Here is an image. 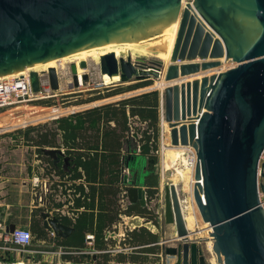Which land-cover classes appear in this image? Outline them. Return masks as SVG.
Instances as JSON below:
<instances>
[{"label": "water", "instance_id": "95a60500", "mask_svg": "<svg viewBox=\"0 0 264 264\" xmlns=\"http://www.w3.org/2000/svg\"><path fill=\"white\" fill-rule=\"evenodd\" d=\"M180 1L0 0V74L118 42H145L155 52L167 43L178 15L163 74V81H176L159 95L170 145H189L194 151L192 198L210 229L216 261L264 264V210L258 198V192L264 193V160L257 171L264 149V0H191L182 8ZM220 59L233 65L198 75L218 67ZM98 68L100 74H117L119 83H127L131 78L149 80L148 75L157 78L160 65L106 53ZM70 71L77 85L73 65ZM46 75L50 89L56 90L54 69L48 68ZM28 77L36 92L37 74L31 71ZM41 152L53 165L59 157L66 165L59 149ZM127 183L128 202L143 207L142 185ZM178 197L171 183L163 187V221L174 226L171 239L176 243L162 246L169 238L157 240L161 253L173 256V264H205L196 242L187 239ZM39 215L42 227L55 236L72 230L48 212ZM13 228L7 224L4 231Z\"/></svg>", "mask_w": 264, "mask_h": 264}, {"label": "trees", "instance_id": "16d2710c", "mask_svg": "<svg viewBox=\"0 0 264 264\" xmlns=\"http://www.w3.org/2000/svg\"><path fill=\"white\" fill-rule=\"evenodd\" d=\"M148 83H118L113 88L104 87L103 91L93 89V96L81 99L71 100L66 95L64 107L76 105L73 112L56 116L65 111L57 108L53 113L31 117L25 122H38L52 117L49 121L29 124L17 131L23 143L34 146L35 157L44 164L43 174L52 172L62 178V181H69L74 192L78 193L70 207L75 214L73 220L60 216L61 222L72 228L65 239L58 241L63 246L62 257L71 262H76L77 259L69 252L82 246L85 232L93 234V247L102 251L98 254L100 259L93 264H105L113 259L131 264L156 262L157 237L146 227L126 229L118 243L111 237H105L106 232L115 231L121 214L145 217L152 215L137 202L123 209L117 203L121 165L127 167L132 182H136L138 175L145 171L147 175L144 176L142 186L148 197H153L156 193L157 178L151 173V167L156 160L158 92H134ZM146 88L155 89L153 84ZM51 100L37 99L29 103L47 107L53 105ZM85 103L89 104L78 106ZM135 120L145 124L139 130L137 139L130 137L135 133L136 127L132 130L130 125ZM130 131L132 133L129 135ZM45 147L61 148L66 165L63 166L59 161L53 165L52 159L41 152ZM135 148H138L136 154ZM148 160L152 162L149 163ZM77 179L81 181L74 183ZM40 210L41 207H38L34 213ZM30 230L35 237H41L44 233L36 221L31 223ZM103 236L106 239L103 240ZM115 247L128 248L129 251L109 254L108 250ZM6 257L7 253L0 250V258Z\"/></svg>", "mask_w": 264, "mask_h": 264}, {"label": "rangeland", "instance_id": "374dc122", "mask_svg": "<svg viewBox=\"0 0 264 264\" xmlns=\"http://www.w3.org/2000/svg\"><path fill=\"white\" fill-rule=\"evenodd\" d=\"M136 59H142L145 62H149L150 60H155V61L158 60L154 58V56L153 57H142V58L132 57L130 60L134 62L136 61ZM98 63L95 64L93 61L88 59L87 62L84 64L85 70L79 68V64H76V63L72 64L73 66L76 67L78 75L79 74L86 75V79L82 81L80 86L72 84V77H71V71H70L71 64L70 63L59 64V66H57L55 70L57 84L59 87L57 96L45 98V99H52L51 103H53V105L46 107V106L34 105L28 102V103L18 104L16 109H14V107L0 108V125L10 126L13 123L18 124L21 121L25 122L27 121V119H30L31 117L43 116L46 114L53 113L54 110L57 108L62 109V110L68 109L70 106L64 107V105H66V100L64 99V96L66 95H68L69 96L68 98L71 100H74V98L81 99V98L93 96L94 95L92 94L93 89H98V91H103L104 87L113 88V86L117 85L119 82L117 81L115 83L114 82L109 83L107 79L104 76H102V74L99 73ZM148 76H149L148 78L149 80H145L149 82L147 86H150L152 84L155 86L157 83L155 78L151 75H148ZM39 78L43 81L46 80L47 79L46 73L40 74ZM135 82L136 81H134V78H131L130 81L127 83H135ZM127 83H119V84H127ZM147 86L142 87V88H137V90L135 89L136 91L134 92L140 93L143 91V89H146V91L156 90L158 92L157 149L155 151L156 160L151 167V173L155 174L157 178V185H156L157 194L150 200L147 199L146 206L145 205L143 206L146 211H150L151 214L154 215V219L149 220L147 223V221L144 222V220L140 219V216L138 215H134L136 218L135 217L125 218L124 215H122V220L125 222L126 227L128 226L130 228L132 226V225L130 226V224H133L135 226V225H138V223H140L142 225H138V226L146 227L149 230L151 229L150 231H153L154 233H156L157 238L163 239V238L169 237V235H172L174 231V226L172 224H165L163 221V201H162L163 187L169 183L175 186L177 195L179 196L178 198L180 199L181 206L186 205V200L192 195L191 192H192V186L194 183L193 174H192L193 165H194V161L192 160H193L194 154L191 148H189L188 150L190 152H186V153L184 152L186 158L189 160L190 168H187L188 170L186 169L187 172H186V178H185L184 184L181 186L176 185V184L174 185L173 182L171 181V175L173 171L175 169L182 170V168L184 167L182 166V164L174 165L171 163V156H172V153L175 151H174V147H172V145H170V142H168L169 137L166 138V133L163 132L162 134V128H163L162 125L165 122L163 121V117L161 118L163 111H162V105L160 108V104H159L160 90L153 89V88H146ZM87 104L89 103L81 104L78 106L82 107V106H86ZM75 106L76 105H74L73 107ZM160 111H161V115H160ZM49 120H50L49 118H46L39 122H32L31 124L41 123L45 121L47 122ZM130 125L133 127L131 128L132 130L134 129V127H136V129H134L135 131L134 135L130 137L137 139L139 135V130L141 131L145 127V124L139 123L138 121L135 120ZM20 129L22 128L15 129V130L13 129L9 131L8 130L5 131L3 129L4 131L0 133V159H5L6 161L15 162V160H17L18 157L20 158L22 156L23 160H25L27 157H30V153L28 150H24V149L19 148L20 146L16 147L15 145H13V143H23L20 138L21 137L20 134L17 132ZM164 138H166V140H164ZM14 148H17V152L13 151ZM137 151H138V148H135V154L137 153ZM179 152L183 153V151H179ZM137 162H138V158H137ZM3 171L6 173L14 172V171L19 172L18 170H15L12 165L4 168ZM23 172H25V169H23ZM23 172L22 174H24ZM127 173H128V177H130L129 171ZM145 175H147L145 171L141 172L138 175V180L136 182L139 183L140 185H143V179ZM158 192H159V196H158ZM261 200H264V193L261 197ZM17 214L20 216L22 215V213H17ZM204 224L205 223L201 221V218L196 209L195 222H194V226L192 230H195L197 232H199L198 230H201L202 236L200 235L197 237L196 235L195 236L193 235V237H191V239L189 240H192V238L196 239V244L201 250L205 264H219L216 261L215 255L211 250V238L209 237L210 229H208L207 227H204ZM121 228H122V225L118 227V229H121ZM110 235L112 239H114L115 242L118 243V241L120 240V237H118L114 233H110ZM175 243H176L175 241H166L162 244V246L163 245L164 246H174ZM116 248L117 247H115L114 249ZM128 251L129 250L126 249V253ZM156 252H157L156 262L154 264H173L174 257L161 253L160 245H157ZM51 261H55V259L52 257ZM70 264H74V263H70Z\"/></svg>", "mask_w": 264, "mask_h": 264}, {"label": "built area", "instance_id": "2783aa9c", "mask_svg": "<svg viewBox=\"0 0 264 264\" xmlns=\"http://www.w3.org/2000/svg\"><path fill=\"white\" fill-rule=\"evenodd\" d=\"M185 4L190 5L191 0H181L180 1V7L181 8L184 7ZM37 79H38V90L36 92H32L30 89L28 74H22V75L0 78V108L14 107V109H16L17 105L21 104V103H28V102H31V101H34L37 99H45V98L57 96L59 87L56 90H51L49 87L48 79L43 81L39 78V76H37ZM143 91H146V89H143ZM159 104H160V108H161L160 100H159ZM74 110H75L74 107H70V109L68 111H67V109H65V111L58 113L56 116H58L59 114L66 115V114L73 112ZM160 115H161V111H160ZM56 116H53V117H56ZM48 118L50 119L52 117H48ZM161 118H162V116H161ZM39 121H41V120H39ZM31 123L32 122H22L21 121L18 124L13 123L10 126L0 125V133L4 130L9 131V130H13V129L15 130V129L23 128V127H25ZM131 133H132V131H130L129 135ZM187 146H189V145H187ZM189 147H191V146H189ZM191 150L194 154V151L192 148H191ZM189 156H190V154H189ZM263 160H264V149L262 150V152L259 156V159H258L257 171H258L259 163ZM192 161H194V164H195V154L193 155ZM38 163L40 164L42 173L39 176H35L31 179V183H32L31 196L35 200V203L38 205V207L40 206V207H44V208H45V205H49L51 207V211L54 215H56L58 217L64 216V217H67V218L73 220V218L75 217V214L73 213V211L70 210V207L73 204V198L76 197L78 195V193L74 192L72 186H70L71 183L69 181H67V182L62 181V178L58 177L57 175H55L52 172L47 173V174H43L44 164L41 163L39 160H38ZM193 168H194V165H193ZM127 172H128L127 167L125 165H121V169H120V190L117 193V203H118L120 209H123L127 205H130V203L127 200L126 191H125V188L128 186L127 182H128V180H130ZM192 174H193V171H192ZM63 178H65V177H63ZM79 181H81V179L75 180L74 183H77ZM198 182H200V181H198ZM142 187L143 186H140V189H141L142 194H143L142 197L144 199V205L146 206L147 199L150 200L151 198H153L157 194V191L153 197H148L145 187H143V188ZM262 195H263V193L258 192L259 202L261 204L262 209L264 210V200H261ZM158 196H159V192H158ZM178 203L180 204L179 200H178ZM185 206H183V208H185ZM179 209H180V205H179ZM147 210H149V209H147ZM122 215L123 214L119 215V222H117V224L115 225V231L106 232V234H108V236L111 237L110 233H114L115 235H117L121 239L123 237L126 229L129 230V229H132L133 227H136V225L135 226L130 225L131 228L128 226L126 227L125 222L122 220ZM124 217L125 218H132L133 217L134 218L135 216L134 215H129V216L124 215ZM140 219L144 220V222L147 221V223H148L149 220L154 219V215H151L148 217L140 216ZM120 225H122V228L118 229V227ZM116 226H117V228H116ZM4 228H5V224L0 222V250L7 253L6 258H0V264H41L39 261H37L35 259L34 254L39 253V252L40 253L41 252L42 253L50 252V250H37V249L30 247L32 236L30 234V231L27 228L15 226L11 232H5ZM196 229H198V228H196ZM48 234L50 235V237L54 236V233L51 230H48ZM190 234L191 233L189 232V235ZM173 236H174V231H173L172 235H169V237H167V238H169L168 241H175V240L171 239V238H173ZM159 239H162V238H158V240ZM187 239L188 240L191 239V238H188V231H187ZM84 240H85L86 245L89 246L91 244V242L93 241V234L92 233H86L84 235ZM192 240H194L196 242L195 238H192ZM155 244L161 245L157 241L155 242ZM123 249H127V248L117 247L116 249H111V251L114 250V251L119 252ZM56 252H58V254H59V252H62V251L58 250ZM92 252L93 253H100L102 251L94 250ZM50 253H53V252H50ZM55 264H70V263H68V262L59 263L58 262ZM75 264H86V263H84V261H82V262L75 263Z\"/></svg>", "mask_w": 264, "mask_h": 264}, {"label": "crops", "instance_id": "0c3cea01", "mask_svg": "<svg viewBox=\"0 0 264 264\" xmlns=\"http://www.w3.org/2000/svg\"><path fill=\"white\" fill-rule=\"evenodd\" d=\"M156 85H158V83H156ZM162 127H163L162 134L163 132H165L166 138H168V130L166 129V124L163 123ZM166 138H164V140H166ZM13 145H15L16 147L20 146L19 148L28 150L30 153V157H27L25 160H23L22 156L20 158L18 157V159L16 158L17 160H15V162L6 161L5 159H0V222L4 223L5 226L7 224H13L14 227L19 226V227L27 228L32 236L31 246H30L31 248L37 250H50V252H54V253H50V252L35 253L34 254L35 259L39 261L41 264H55L58 262L59 263L68 262L75 264V263H79L78 262L79 260L84 261V263L86 264H93L94 261L100 259V257L98 256L99 253L92 252L94 250L101 251L100 249H95L93 247L94 237H93V241L89 246L86 245L85 243L84 235L86 233H91V232H85L82 238L81 247H78L76 251L69 252L71 256L77 259L76 262H71L66 258L62 257V254L64 253L63 246L59 245L58 241L61 239H65L69 234L65 237H58L55 235L53 237H50V235L48 234V230L42 227V219L40 218L39 213L41 211L48 212L50 216L53 215L61 221L60 217L52 213L51 207L49 205H45V208L41 207L40 211L34 213V210L38 208V205L35 203V200L31 196V188H32L31 179L35 176H39L42 173L40 164L38 163V159L35 157L34 146L29 145L27 143H13ZM52 148L55 147H45L44 149H52ZM57 149H59L62 152L61 148H57ZM13 151L17 152V148H14ZM59 162L62 163L61 157H59ZM11 165L14 167L15 170H18L19 172L14 171V172L6 173L3 171L4 168ZM23 169H25V172H23ZM22 172L24 174H22ZM17 213H22V215L20 216ZM34 221L38 222V224L44 230V233L41 237H35L33 232L30 230V225ZM105 237H110V236H108V234H105ZM105 237L103 236V240L106 239ZM58 250L62 252H59L58 254V252H56ZM108 252L109 254L117 253V251L114 250L112 251L108 250ZM120 252L126 253V249H123ZM52 257L55 259V261H51ZM105 264H131V263L126 261L116 262L113 259V260H108Z\"/></svg>", "mask_w": 264, "mask_h": 264}, {"label": "bare ground", "instance_id": "6f19581e", "mask_svg": "<svg viewBox=\"0 0 264 264\" xmlns=\"http://www.w3.org/2000/svg\"><path fill=\"white\" fill-rule=\"evenodd\" d=\"M177 21H178V15H176V17H175L174 24L169 28L167 43L160 46L157 49V51H155V52L148 50L147 44L145 42L112 43V44L104 45V46L97 47V48H92V49L83 50V51H79V52H75V53H71V54H66V55H63V56H60V57L39 63V64H36V65H32V67H29V68H26V66H24V67H21L20 69H17L15 71L7 72L5 74H0V78L22 75V74H28L31 71L35 72L37 74V76H40V74L46 73L48 68H53L55 71L57 66H59V64H63V63H70L71 65L76 63V64H79V68L85 70L84 69L85 65L80 66V62H83L85 64L87 62V60L89 59L96 64L99 62V57L103 54H106V53H112V55L115 59H118L119 57L124 58L125 56H129L130 59L132 57H141L142 58V57H153L154 56V58L158 59L157 62L160 65L158 77L155 78L158 85H155L154 88L159 89L160 95H161V90L165 85L170 84L173 81H176V80H170V81H166V82L163 81V74H164V71L166 69V66L169 64V55H170L173 40L175 37ZM220 61H221V64L218 67L205 70L202 73H199L198 75L204 74V73H205V75H207L211 72L215 73L217 71L224 70V69L233 65V63H231V62H226V61L224 62L221 59H220ZM73 67H74L75 82L77 85L80 86V84L82 83L81 77L83 74L78 75L76 67L75 66H73ZM198 75L196 74V76H189L186 79L189 80L192 77H198ZM102 76H104L109 83H111V82L115 83L118 81V75L117 74H114L112 76H107L105 73H102ZM165 124H166V122H165ZM166 129L168 130L167 125H166ZM172 147H174L175 152L172 153L171 163L174 165L182 164V166L184 168H182V170L174 168L175 170L173 171V173L171 175V181L173 182L174 185L176 184V185L181 186L185 182L186 172L188 170L187 168H190L189 167L190 163H188L189 160L186 158L185 153L190 152L188 150L191 147H189L187 145L172 146ZM179 151H183V153L179 152ZM174 188H175V186H174ZM186 204L187 205L185 206V208H183V206H181V204H179V205H180V213L182 216L184 226H185L186 230L188 231V238L193 237V235L194 236L196 235L197 237L200 235L202 236L201 230H198L199 232L192 230V228L194 226V222H195V212H196V208H195V205H194V202L192 199V195L186 200ZM204 227H207L209 229V227L206 223L204 224ZM188 229H190V230H188ZM189 232L191 233L190 235H189Z\"/></svg>", "mask_w": 264, "mask_h": 264}]
</instances>
